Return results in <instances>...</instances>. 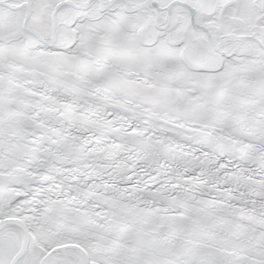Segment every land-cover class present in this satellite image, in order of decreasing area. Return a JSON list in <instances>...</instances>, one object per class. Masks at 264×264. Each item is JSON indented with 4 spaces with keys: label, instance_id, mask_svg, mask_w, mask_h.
Listing matches in <instances>:
<instances>
[{
    "label": "snow or ice",
    "instance_id": "1",
    "mask_svg": "<svg viewBox=\"0 0 264 264\" xmlns=\"http://www.w3.org/2000/svg\"><path fill=\"white\" fill-rule=\"evenodd\" d=\"M0 264H264V0H0Z\"/></svg>",
    "mask_w": 264,
    "mask_h": 264
}]
</instances>
